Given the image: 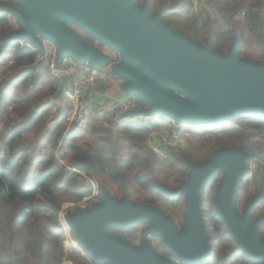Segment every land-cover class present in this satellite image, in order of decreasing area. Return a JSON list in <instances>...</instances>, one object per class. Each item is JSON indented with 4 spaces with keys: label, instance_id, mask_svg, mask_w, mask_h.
Listing matches in <instances>:
<instances>
[{
    "label": "water",
    "instance_id": "water-1",
    "mask_svg": "<svg viewBox=\"0 0 264 264\" xmlns=\"http://www.w3.org/2000/svg\"><path fill=\"white\" fill-rule=\"evenodd\" d=\"M20 7L0 5L15 16L20 29L0 37V51L13 39L30 42L43 53L41 40L53 43L57 60L70 57L78 63L100 67L106 57L97 45L84 41L79 32L90 34L100 46L120 54L117 72L126 82V94L139 97L145 107L134 113L164 116L177 123L226 122L241 115L264 116V60L239 55V39L233 36L225 51L209 40L199 43L162 19V8L150 11L149 0H18ZM78 30V31H77ZM186 178L176 187L153 181L164 194L183 198L184 225L155 205L117 199L97 184L91 207L65 215L67 231L92 264H197L210 257L201 216L204 187L219 175L213 207L234 241V249L254 262L264 264V238L251 210L260 201L259 192L242 212L236 195L250 166L248 152L221 147L201 162L183 163ZM263 220V219H262ZM148 223L144 233L159 236L170 255L164 258L150 246L137 248L112 234V228ZM72 264V263H71Z\"/></svg>",
    "mask_w": 264,
    "mask_h": 264
},
{
    "label": "trees",
    "instance_id": "trees-1",
    "mask_svg": "<svg viewBox=\"0 0 264 264\" xmlns=\"http://www.w3.org/2000/svg\"><path fill=\"white\" fill-rule=\"evenodd\" d=\"M206 3L209 12L203 25L199 30L185 31L186 35L200 43L209 40L212 47L217 48L222 43L228 46L236 34L240 51L243 37L247 34L259 53V59L264 60L262 15L249 8L244 25L237 30L247 0H206ZM262 3L264 0L254 4L261 8ZM189 4V0H149L150 11L153 13L162 8V19L175 29L178 28L172 23L174 12ZM0 5H13V0L0 1ZM8 17L12 19L15 16L0 10V37L14 31ZM18 40L9 41L0 51V67L11 62V68L0 84V123L5 128L0 129V264H61L65 239L63 228L58 223L61 204L80 201L92 193L91 185L84 184L75 171L94 177L118 199L127 194L131 200L151 204V195L164 194L153 185V179L171 187L178 185L188 170L180 160L194 158L197 152L193 149L169 152V165L175 172L163 179L157 166L159 162L141 144L148 129L139 122L115 124L111 129L94 126V132L99 135L90 141H82L81 129L65 130L66 124L62 119L71 109L66 99L64 113L47 128L51 106L46 99L56 90L57 81L40 64L42 62H35L37 52L29 47H20ZM28 83L32 84L30 90ZM140 102L145 105L142 100ZM231 121L237 123V128L251 129L264 139V116L241 115ZM169 123L168 118L161 115L148 119L152 128H167ZM217 128V125L209 128L199 124L192 130L196 136H201L213 133ZM237 137L239 134L233 138ZM21 140L27 143L22 144ZM126 141H130L133 148L130 155L127 154ZM205 141L207 153L204 159L211 155L210 148L215 144L212 139ZM238 145L247 149L239 141L232 146ZM218 178L219 175L214 176L202 191L201 216L207 239L209 236L225 238L221 251L216 248V243L214 246L209 244L210 258L216 259L217 264H225V259L234 255L236 250L213 207ZM258 183L264 191V182L259 180ZM69 257L75 263L90 260L80 246ZM242 257V264H263L244 255Z\"/></svg>",
    "mask_w": 264,
    "mask_h": 264
},
{
    "label": "rangeland",
    "instance_id": "rangeland-1",
    "mask_svg": "<svg viewBox=\"0 0 264 264\" xmlns=\"http://www.w3.org/2000/svg\"><path fill=\"white\" fill-rule=\"evenodd\" d=\"M0 1H4V0H0ZM256 1H258V0H247V5L244 6L243 11L241 12V17L238 20L239 26H238L237 30L239 29V27H242L244 25L245 16L249 13V11H250L249 8H251V7H252V10L253 9L257 10L262 15V19H264V4L262 3L261 8H258V6L254 4ZM142 2H143V0L139 1V3H142ZM13 4H15V6L18 8L20 7V3L18 1L13 0ZM203 14H205L204 18L201 20V22H198L197 18L195 16L196 14L194 12L193 6H192V8L190 6H187V7L183 8L179 11L174 12V18L172 20V23L179 30H181L180 32L183 31L182 33H184L185 31L193 32L194 30H197V29L199 30L200 27L203 25V22L206 20V18L208 16V12H204ZM80 36L86 42L92 43L93 41H95L94 38L86 32L80 33ZM235 36H236V34H235ZM243 40H244V44H243V47L241 48V50L239 51V55L242 57H245V58L263 61V60L259 59V53L253 47L252 42L249 39V35L246 34L243 37ZM228 46L225 43L224 44L222 43V44H218L216 46L217 47L216 49L225 51L228 48ZM8 68L9 69L11 68L10 63L7 66H1L0 67V79H1V81L4 79L5 75L8 74V72H9ZM86 71H88V70H86ZM1 81H0V83H1ZM138 103L140 104L141 102L139 101ZM140 105H142V103ZM65 116H66V114H65ZM231 120L226 121V122H217V123H211V122L200 123L197 121L185 122V124H186L185 128H188L186 130L188 132V137L184 141L185 143L181 147H177L175 150L170 151V153L171 152L172 153L177 152L178 150H181V149H185V150L186 149H193L194 151H196L197 153L194 156V158L186 159V160H180V163L182 165H184L183 164L184 161H187V160H191L194 162H201V161L205 160L204 158H205V155L207 153V151L204 150V144L206 142L205 139L214 140L215 144L212 148H210L211 153L214 150H217L221 147H231L232 145H237L238 141L240 142V144L247 146L246 150L242 147V145L232 146V147H238L240 149L245 150L246 152H248L249 156L251 154L250 166H249V169H248L246 176L242 179V181L240 183V187L238 188L235 205H236L237 210L239 212H242V210H243L244 206L247 204V202L250 201L252 198H254L259 192H261L262 197H261L260 201H258L257 204L251 210V222L257 218L261 219V221L258 223V231H259V235L261 236V238H264V191L262 189V186H260V184L258 183L259 180H262L264 182V139H260L258 137L257 133L251 129L242 130L241 128H237V125H236L237 123L236 122L233 123ZM62 121H64V123L66 124L65 130L66 129H72V128L81 129L80 130V138L82 139V141H90L94 137L99 135L97 132H94V130H93L94 126H102L103 128H110L111 129V128H114L113 126H115V124H117V125L120 124L119 122L115 123V124H107L105 122H100L96 119L95 115L91 114L90 111H88V113H86V115H84V118H83L82 123L80 125H77L75 123H74L75 125L74 124L68 125V121L65 120V117L62 119ZM121 123H124V122H121ZM199 124H201L202 126H205V127L206 126L211 127V126L217 125L218 128L213 133L209 132V133H207V135H201V136L197 135L196 136L194 134L192 128H193V126H197ZM47 125L49 126V121L46 122V127H47ZM148 125L149 124L147 121V126H146L147 129H148ZM170 125H169V128H170ZM1 128L5 129L3 125H0V129ZM152 129H154L156 131L159 130L158 127L152 128ZM147 134L148 133L146 132V134L144 136L139 135V136H142V138H143L141 140V144L144 145L147 149H149V151L152 152V150L148 144ZM236 134H239V136H240L239 138L237 137V139L233 138L234 135H236ZM136 141H139V139H136ZM21 142H22V144H25V142L27 143L26 140L25 141L21 140ZM125 145L127 147V154L130 155L133 151V148L131 146V142L126 141ZM55 154L57 157L60 156L58 151H56ZM154 157H155V155H154ZM157 161L159 162V164H157L159 171H160L159 173L163 179H167V176H170L171 174H173L175 172V170L173 168H171L169 165V157L167 158V160L165 162H161L158 159H157ZM60 162L62 163L61 160H60ZM75 172L78 173L79 179L84 184L91 185L92 192L94 191V186L92 185L93 183L94 184L97 183L99 186H102L97 182V180L94 177L86 176L83 173L78 172V171H75ZM153 181L158 182V183H162V182H159L157 179H153ZM255 183H258V184L255 185ZM162 184H164V183H162ZM164 185H166V184H164ZM176 186H174V187H176ZM169 187H171V186H169ZM124 195L127 196V194H124ZM85 198L87 199L88 197H85ZM85 198H83L82 200L77 201V202H73V201L63 202L61 204V208L58 212V223L63 228L64 234H65V239L62 243V247H63V251H64V257L62 259L61 264H71V263L72 264H92L91 258H90V260L85 261V263H80V262L75 263L69 257V255L74 254V251L77 249V247H79V245H78L75 237L72 236L70 234V232H67L66 227L63 226V223L61 221L62 215H68L69 213H72V212L79 210L81 208L91 207L93 203H95L99 200V198H97V197H92L89 200L84 202L83 200ZM150 198H152V200H153L152 201L153 203H151V204L155 205L164 214L169 216L172 219L173 223L175 224L176 228L179 229L184 225L183 198H181V196L171 197V196H168L166 194H153L150 196ZM133 201H135V200H133ZM138 202H140V201H138ZM80 203H82V204H80ZM70 205H72V206H70ZM65 207H70V208L67 209ZM202 220H203V218H202ZM203 224H204V222H203ZM147 227H148V223L142 222V223H139V224H136L133 226H129L127 228H112L109 231L112 234L123 239L124 241L128 242L129 244H131L134 247L139 248L143 244H147L158 255H160L164 258H169L170 255L168 254V252L164 248L161 238L159 236L152 235L151 233H147V234L144 233V231ZM205 236H206V232H205ZM206 239H207V237H206ZM67 242L70 244L69 247L67 246ZM207 242H208V244H212L213 246L215 245L214 243H216V248L221 251L222 247L225 245L226 240H225V238L222 239L221 236H209L207 239ZM233 249H234V247H233ZM202 262L205 264H217V260L214 258L211 259L210 257L205 259ZM243 262L244 261H243L242 253L240 250H236V253L234 255H230L225 259V264H242Z\"/></svg>",
    "mask_w": 264,
    "mask_h": 264
},
{
    "label": "built area",
    "instance_id": "built-area-1",
    "mask_svg": "<svg viewBox=\"0 0 264 264\" xmlns=\"http://www.w3.org/2000/svg\"><path fill=\"white\" fill-rule=\"evenodd\" d=\"M199 0H194L193 9L198 22L204 18L203 11L201 12L197 3ZM42 47L47 46V49L43 47V53H37L36 61H45L47 63V69L49 74L54 78H59L61 76L66 77L65 86V97L71 104V109L66 113L65 120L68 121V125H73L74 123L80 125L87 111V101L84 99V90L94 81V75L86 69H74L69 66H65L63 63L64 57L59 61L57 60V50L53 43L48 40H41ZM18 45L20 47L33 48L30 42L25 40H18ZM34 49V48H33ZM1 81V79H0ZM141 109L140 104L136 99H126L123 101H118L103 107L96 108L93 110V115L100 122H105L107 124L115 123H130V122H140L141 125L147 126V121L150 117L144 116L140 113H134ZM170 128H160L159 130H154L148 125L147 140L149 147L151 148L155 157L161 161L165 162L168 158V153L175 150L177 147H181L188 137V132L184 130L185 123H177L171 119ZM74 124V125H75ZM69 130V129H68ZM94 186V191L88 198L83 201H87L92 197H95L97 193V183L92 184ZM82 204V203H80ZM72 206V205H70ZM70 208V207H65ZM64 208V209H65ZM68 232V231H67ZM173 264H183L180 261L173 259ZM197 264H205L203 262Z\"/></svg>",
    "mask_w": 264,
    "mask_h": 264
},
{
    "label": "crops",
    "instance_id": "crops-1",
    "mask_svg": "<svg viewBox=\"0 0 264 264\" xmlns=\"http://www.w3.org/2000/svg\"><path fill=\"white\" fill-rule=\"evenodd\" d=\"M18 1V0H15ZM189 6L192 8L194 4V0H189ZM15 6V4H13ZM11 5V6H13ZM200 10L204 12H209L208 5L206 3V0H199L197 3ZM16 7V6H15ZM203 12V13H204ZM205 15V14H204ZM9 18V17H8ZM10 23L13 25L14 31H17L20 29L19 23L17 22L16 18H9ZM78 31V30H77ZM79 34L82 33L81 31H78ZM21 40V39H19ZM94 45H97L100 50L102 51V54L106 57V63L101 65L100 67L96 68L91 66L90 64L86 63H78L75 60H73L70 57H64L63 63L65 66H69L74 69H86L90 73H93L94 75V81L88 86L86 90H84V99L87 101L88 107L87 111H90L91 114H93V110L99 107H103L118 101H123L129 98L136 99L137 101L141 100L139 97L133 95V94H126L124 92L123 85L126 82L125 78L120 75L116 70V64L121 63V57L120 54L115 51L111 50L106 46H100L96 41H93ZM44 49H47V46H43ZM42 47V48H43ZM33 49V48H32ZM35 50V49H34ZM36 51V50H35ZM37 52V51H36ZM38 53V52H37ZM37 63L43 64L47 69V63L45 61H36ZM11 64V62H7L3 66H7L8 64ZM48 71V69H47ZM57 81V88L54 91L52 95H50L46 101L50 103V112H49V126L47 125V128L51 127L57 120H59V117L64 113L65 107H66V97H65V86H66V77H59L56 78ZM1 84V83H0ZM32 84L28 83V90H30ZM1 89V86H0ZM23 90V89H22ZM21 92V90H19ZM138 101V102H139ZM141 108H144V106L140 105ZM88 113V112H87ZM86 115V114H85ZM0 125H3V123H0ZM58 151V150H56ZM55 151V153H56Z\"/></svg>",
    "mask_w": 264,
    "mask_h": 264
},
{
    "label": "bare ground",
    "instance_id": "bare-ground-1",
    "mask_svg": "<svg viewBox=\"0 0 264 264\" xmlns=\"http://www.w3.org/2000/svg\"><path fill=\"white\" fill-rule=\"evenodd\" d=\"M210 128V127H209ZM96 182V181H95ZM62 218H61V221H62V223H63V226L64 227H66V229H67V227H68V224H67V221H66V218H65V215H62L61 216ZM73 241V240H72ZM69 243L67 242V246L69 247Z\"/></svg>",
    "mask_w": 264,
    "mask_h": 264
},
{
    "label": "flooded vegetation",
    "instance_id": "flooded-vegetation-1",
    "mask_svg": "<svg viewBox=\"0 0 264 264\" xmlns=\"http://www.w3.org/2000/svg\"><path fill=\"white\" fill-rule=\"evenodd\" d=\"M187 172H188V170H187ZM186 174H187V173H186ZM185 178H186V175H185V177H184L182 180H184ZM182 180H181V181H182ZM181 181H180V182H181ZM215 188H216V186H215ZM214 192H215V189H214ZM181 198H182V196H181Z\"/></svg>",
    "mask_w": 264,
    "mask_h": 264
}]
</instances>
